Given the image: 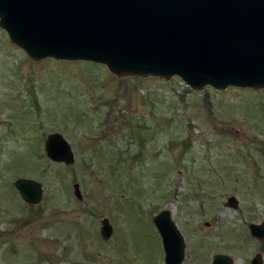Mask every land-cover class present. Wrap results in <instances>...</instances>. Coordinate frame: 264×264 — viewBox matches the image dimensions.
Segmentation results:
<instances>
[{
    "label": "rangeland",
    "instance_id": "1",
    "mask_svg": "<svg viewBox=\"0 0 264 264\" xmlns=\"http://www.w3.org/2000/svg\"><path fill=\"white\" fill-rule=\"evenodd\" d=\"M52 133L73 165L47 157ZM20 178L42 184L38 205L22 200ZM162 211L184 237L182 264L264 258L249 230L264 223V88L193 90L177 77L34 61L0 29V264H165Z\"/></svg>",
    "mask_w": 264,
    "mask_h": 264
},
{
    "label": "water",
    "instance_id": "2",
    "mask_svg": "<svg viewBox=\"0 0 264 264\" xmlns=\"http://www.w3.org/2000/svg\"><path fill=\"white\" fill-rule=\"evenodd\" d=\"M0 29L34 61L93 62L120 79L178 76L196 90L264 88V0H0ZM45 152L53 162H75L60 133L47 137ZM14 187L28 205L43 199L35 180L20 178ZM74 194L83 200L78 183ZM226 206L238 208L237 199ZM154 223L165 264H182L186 245L170 212ZM249 229L264 242V223ZM113 234L110 220H102V239ZM212 264L234 260L219 254ZM251 264H264L263 255Z\"/></svg>",
    "mask_w": 264,
    "mask_h": 264
}]
</instances>
